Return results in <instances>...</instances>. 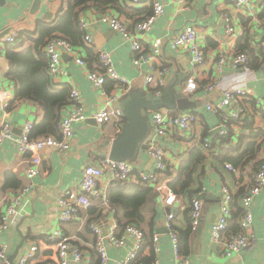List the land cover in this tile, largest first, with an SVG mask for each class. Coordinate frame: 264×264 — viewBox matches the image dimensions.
<instances>
[{"label": "crops", "instance_id": "obj_1", "mask_svg": "<svg viewBox=\"0 0 264 264\" xmlns=\"http://www.w3.org/2000/svg\"><path fill=\"white\" fill-rule=\"evenodd\" d=\"M155 1L162 4L163 15L148 32L139 34V41L147 51L154 42H158L159 56L154 62V67H167L171 73L165 78L163 88L145 89L143 82L149 67H135L132 64L130 42L107 26L96 23V19L99 15L107 14L132 28L151 14L152 2ZM73 2L74 0H55L46 5L42 0H0V37L17 35L14 43L0 44L1 59L6 61L3 67L0 62V76L3 79L1 88L10 96L8 102L0 103V121H7L12 128V135L19 136L26 121H31L34 127L43 123L46 110L42 103L45 97L56 94L69 85L81 94L87 116L85 122L72 125L70 151L59 153L47 148L41 152L43 161L38 170L39 174L30 182L31 190L25 206L12 226L0 234V243L7 246L6 264H9L10 257L21 241L20 234L24 236L25 242L13 261L14 264L30 246L38 244L42 249L43 238L56 231L62 232L69 238L70 245L81 251V260L78 263L70 261L69 264H98L94 236L89 229L91 223L100 225L104 231L110 230L114 225L121 229L124 224H136L144 232V245L139 257L146 264L155 261L158 264H264V189L252 203L253 220L246 231L250 235V244L245 250L226 258L223 256L222 246L213 243L210 236L211 228L220 213L224 188L231 195L228 230L235 227L238 229L237 213L241 211L240 217L242 215L241 196L252 186L254 167L264 161V113L253 104V99L264 101V0H250L248 8H236L230 0H187L183 3L179 0H141L139 4L118 0L115 6H108L103 12L90 3L76 7L72 14L76 15V26L81 38L73 43L78 46L74 47L78 50L75 58H82L86 67H79L74 63L72 56L62 51L66 75L53 81L47 73L44 47L36 44L40 35L39 25L56 28L61 19L66 17V12ZM226 18L234 28L232 36L225 31ZM80 20L89 21L91 24L89 31L93 35L92 46L86 47L83 43ZM186 25L196 29L198 45L205 55L203 64L197 67L192 65L187 52L170 47L171 39ZM49 36L66 37L60 31H54ZM96 37L99 46L95 42ZM98 51H105L110 55L117 74L125 78L131 86V89L124 93V89L115 86L111 80L105 81V91L110 95H118V101L113 104L114 108H118L119 100L132 91L143 90L150 95L161 93L182 70L186 74V80L182 83L183 92L196 104L194 110L184 112L195 115L197 122L189 131L172 129L166 137L158 139L153 136L150 127L140 152L132 162L136 169L152 172L153 164L147 170L152 159L145 151L146 145L154 141L162 146L166 153V169L159 176L163 191L159 192L152 186L137 183L135 180L125 183L124 186L103 176L98 186L99 197L93 198L90 207L79 212L76 221L61 224L57 204L60 194L65 190L77 188L83 168L90 164H99L104 159L103 156L108 155L112 141L124 124V120L121 123L113 121L100 127L91 118L105 102V98H101L86 79L88 71H100L98 60L95 59ZM237 54L247 57L245 67H227L222 72L217 71L216 62L220 56L234 57ZM9 72H13V75L9 76ZM190 78L197 86L192 92L185 89ZM210 84L215 86L212 92L207 90ZM236 85L244 86L247 91V98L242 100L241 106L244 112L238 120L228 122L223 128L226 130L223 135L220 132L219 119L207 110V105L219 104L223 91ZM70 109L66 100L57 109L59 121L69 114ZM231 109H236V106ZM152 113H148L149 119ZM52 136L60 137L57 128L56 134ZM202 138L212 142L211 151H204L200 147ZM193 151H199L204 161L196 166L192 176L193 184L178 196L180 207H167L164 197L166 191L171 190L169 183L177 176L181 163ZM233 162L241 163L233 167ZM225 164H229L233 171L227 170ZM28 165L29 155L18 153L13 141L6 140L0 145V207L28 185L29 181L25 177ZM128 186L148 190L143 195L138 194L130 198L134 205L138 204L137 207L124 208L122 203L109 202L113 193L134 195V192L126 190L125 187ZM188 191L192 194H188ZM200 196H206L201 200L200 224L196 231L183 233V239H179V252L177 250L176 254L166 227V216L173 212L176 217H181L183 231L187 226L189 203ZM117 233L121 234L119 230ZM153 236L158 237L157 252L154 250ZM130 246L131 242L128 241L124 248H108L109 259L121 260ZM43 252L45 251L42 250L41 253ZM0 264L4 263L0 260Z\"/></svg>", "mask_w": 264, "mask_h": 264}, {"label": "built area", "instance_id": "obj_2", "mask_svg": "<svg viewBox=\"0 0 264 264\" xmlns=\"http://www.w3.org/2000/svg\"><path fill=\"white\" fill-rule=\"evenodd\" d=\"M55 0H42L46 5H50ZM132 4H139L141 0H129ZM185 2L187 0H179ZM236 8H248L250 0H230ZM151 14L146 16L143 21L137 23L132 28L126 26L122 21L114 16L102 14L96 19V23L107 26L111 31L120 34L125 40L130 42L132 50V64L135 67L147 65L149 72L144 78L143 86L145 89H160L165 85V78L171 73L167 67L156 69L154 62L159 56V44L154 42L151 49L147 51L139 41V34L148 32L155 21L163 15V6L159 2H152ZM79 27L83 32V43L86 47L93 45V35L89 31L91 24L89 21L80 20ZM264 29V24H263ZM225 31L232 36L234 28L229 19H225ZM17 35L11 34L0 37V44H12L15 42ZM170 47L173 50H183L188 53L193 66H200L205 60L203 50L198 45V35L196 29L191 25H186L177 35L170 41ZM44 54L47 60V73L49 77L55 81L65 76L61 53L64 51L67 55L74 58V63L79 67H86L85 61L76 57V50L65 39L61 37H51L44 45ZM262 64L264 65V49ZM2 55L0 52V59ZM98 67L100 71H88L86 79L96 90L101 98H105V102L98 111L92 114L91 118L95 123L102 127L105 124L116 121L121 123L123 120L121 112L118 108H114L113 104L118 101V95H110L104 89V83L107 79L111 80L115 86L124 89V93L131 89L130 83L123 77L119 76L115 71L110 55L105 51L97 53ZM247 57L244 54H237L234 57L226 55L220 56L216 62V69L222 72L225 68L230 67L236 69L240 66L245 67ZM2 77L0 76V103L8 102L10 98L8 92L2 89ZM214 84H210L207 90L212 92ZM69 104L70 112L63 117L58 123L57 130L60 134L59 138L44 137L31 139L30 134L33 123L26 121L21 127L19 136L12 135V128L7 121H0V145L6 141H13L16 145L18 153L21 155H29V165L25 170V177L29 181L28 185L21 188L8 202L0 207V234L7 231L17 216H19L26 204L27 196L31 190V180L39 174V167L42 164L41 152L47 148L56 150L59 153H66L71 150L73 137V124H81L86 121L85 106L83 98L79 91L69 85ZM197 88L192 78L187 81L186 91L192 92ZM157 94H160L159 92ZM247 98V91L244 86H231L223 91L222 99L219 104L212 106L207 105V110L217 116L221 123L220 132L226 134L225 126L230 120H238L244 112L241 108L242 100ZM254 107L264 113V101L254 100ZM236 106V109H231ZM150 127L155 138H164L172 130L176 129L181 132L189 131L197 122V118L192 113L177 112L170 113L166 111H156L150 116ZM200 147L204 151L213 149L212 142L207 138H202ZM145 151L150 159L153 160L152 172H145L136 169L132 162L122 161L115 162L109 158L102 159L99 164H90L83 168L81 180L74 189L63 191L57 204L60 210L59 222L67 224L78 219V214L82 209L90 207L91 200L99 197V182L103 176H106L111 182L117 184H125L135 180L137 183L152 186L157 191H163L159 176L166 169L165 149L158 143L152 141L146 145ZM227 170L233 171L229 164H225ZM252 186L246 189L241 196L242 216L239 218L237 233L228 230V224L231 218V195L227 189H222V199L220 202V213L211 228V240L215 244H219L223 248V256L230 258L240 254L250 244V235L246 231L252 224L251 207L254 199L264 189V161L254 167ZM164 204L167 207H180L181 201L171 190L166 191ZM202 202L192 199L187 208V226L184 234L197 230L201 221ZM181 217H176L173 212H169L166 216V227L174 243L175 253L178 250V233L174 227L182 229L180 224ZM89 229L94 236V250L98 256V264H146L140 260L139 254L144 245V232L133 224H126L119 229L117 225L112 226L110 230L104 231L102 227L96 223L89 224ZM118 230L120 235H118ZM131 242L130 248L121 260H110L107 254L108 248H124L127 242ZM154 250L157 252L158 237L153 236ZM43 248L38 244L30 246L20 257L16 264H69L70 261L79 262L82 258L81 251L70 245L69 238L65 237L62 232L56 231L48 234L43 238ZM43 251L45 252L41 253ZM7 246L0 243V260L7 263ZM150 264H158L157 261Z\"/></svg>", "mask_w": 264, "mask_h": 264}, {"label": "trees", "instance_id": "obj_3", "mask_svg": "<svg viewBox=\"0 0 264 264\" xmlns=\"http://www.w3.org/2000/svg\"><path fill=\"white\" fill-rule=\"evenodd\" d=\"M118 0H74L73 4H70L68 11L66 12V17L62 18L61 21L58 23L56 28H47V26L39 25V31L40 35L38 40H36V44L44 47L46 44V41L51 38L52 36H49L54 31H60L62 32L66 37L61 36V38L65 39L72 47H78L74 44L76 43V40L81 38V34L79 32L78 27L76 26V15L74 16L73 10L76 7L80 6H86L89 3L95 7L97 10L103 12L104 9L108 6H115ZM82 33V32H81ZM47 36H49L47 38ZM83 37V35H82ZM47 38V39H46ZM46 39V40H45ZM74 43V44H73ZM39 47V48H40ZM8 58H10L9 53H7ZM96 61L97 56H96ZM13 72H9V76H12ZM68 90V91H67ZM68 98V99H67ZM68 101L69 104V89L63 87L61 91L57 92L56 94H53L51 96H46L43 105L46 110V115L44 118V121L42 124L35 126H32L30 138L36 139V138H43V137H53L52 135L56 134V128L58 126L59 121V115L57 114V109L65 103V101ZM204 157L203 155L198 152H190L189 157L181 163L180 168L177 172V176L169 183V187L172 190V192L176 196H180V194L186 192L188 188L193 184L192 176L195 172L196 166L203 163ZM241 162H233L232 166L236 167ZM7 183H9V180H7ZM126 184H124L125 186ZM128 192H134V195L132 196H123L119 193H113L111 195L110 203H122L124 208H128V206H135L137 207L138 204L134 205L133 200L130 199L131 197H134L135 195H143L148 192V190L139 189L138 186H128L125 187ZM188 194H192L188 191ZM122 196V197H121ZM129 214V213H128ZM241 211L237 213L238 218H240ZM131 215V214H130ZM134 217L135 215L132 214ZM242 216V215H241ZM237 218V220H238ZM231 219V218H230ZM127 224H133L134 223H127ZM124 224L122 228L125 226ZM238 229L235 227L231 230V232L237 233L239 231V226L237 224ZM174 230L178 233V252H179V239H183V233L181 228L174 227Z\"/></svg>", "mask_w": 264, "mask_h": 264}, {"label": "water", "instance_id": "obj_4", "mask_svg": "<svg viewBox=\"0 0 264 264\" xmlns=\"http://www.w3.org/2000/svg\"><path fill=\"white\" fill-rule=\"evenodd\" d=\"M95 42L98 46L100 45L98 37L95 38ZM0 62L3 67L6 61L1 59ZM185 80V71L181 70L160 94L150 95L143 90H136L123 96L118 102V109L121 112L124 124L112 141L108 155L103 157L115 162H133L150 131L148 113L156 112L160 109L178 110L181 112L194 110L196 104L188 99L182 89V83ZM152 164L153 160H151L147 170ZM205 197L200 196L197 200L201 201ZM20 237L21 241L15 248L14 254L10 257L9 264H14L13 261L25 242L22 234H20Z\"/></svg>", "mask_w": 264, "mask_h": 264}]
</instances>
